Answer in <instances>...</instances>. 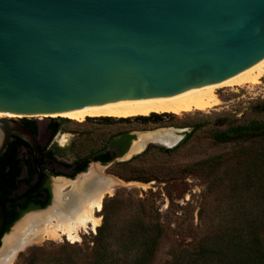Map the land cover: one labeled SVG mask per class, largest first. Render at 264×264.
<instances>
[{
	"label": "water",
	"instance_id": "obj_1",
	"mask_svg": "<svg viewBox=\"0 0 264 264\" xmlns=\"http://www.w3.org/2000/svg\"><path fill=\"white\" fill-rule=\"evenodd\" d=\"M263 61L264 0H0L4 114L171 103L223 87ZM13 137L38 160L35 134L5 118L0 158ZM138 141L129 156L147 146L132 153ZM5 224L0 203V243Z\"/></svg>",
	"mask_w": 264,
	"mask_h": 264
},
{
	"label": "rangeland",
	"instance_id": "obj_2",
	"mask_svg": "<svg viewBox=\"0 0 264 264\" xmlns=\"http://www.w3.org/2000/svg\"><path fill=\"white\" fill-rule=\"evenodd\" d=\"M216 95L221 102L212 110L182 116L174 115V118H166L159 124L120 123L116 122L118 119L104 124L94 121L78 123L50 116L2 117L14 121L32 119L38 123H45L49 119L66 120L68 123L55 137V142L63 149L65 161H71L75 156H85L103 148L112 137L122 132L135 135L132 143L138 136L144 137L159 132H172L173 140L177 141L180 137L179 142L186 133L192 134V137L176 150L166 151L171 149L168 148L171 146L162 143L159 139L161 143H148L139 153L147 150L143 158L131 160L133 156L139 154L129 156L126 151L116 162H125L123 165L114 163L104 168V171L101 169L107 178L116 181L117 186L112 194L104 197L100 211L94 214L100 220L99 226L94 229L92 224L88 225L87 229L80 232L78 242L72 243L63 237L46 238L41 242L33 243L25 250L19 251L12 264H89L93 260L94 253L101 250H105L107 262H112L118 253L116 242L125 237L128 226L136 220L156 219L162 227L161 242L150 264H174L180 253L196 246L217 224V220L214 219L217 201L221 195L226 197L230 194L227 186L213 187L209 190L210 180L205 170L208 167H198L196 164L212 155L224 154L226 149L228 150L226 147L215 145L211 139L212 133L220 129L218 125L222 123V119L229 123H243L264 118L254 115L251 111L256 103L264 99V77L257 85L234 89L222 88L216 91ZM43 136L42 132L40 137ZM89 167L90 165L87 170ZM225 172L224 167L219 170L221 175ZM81 175H77L74 180ZM144 179L155 180L143 182ZM54 183L55 179L51 181V190ZM71 186L70 191L69 189L65 191L68 192L67 198L78 192H73V185ZM62 194L65 198L64 191ZM111 200L113 202H110ZM57 209L59 207L53 208L50 213ZM30 213L23 215L10 227L3 237L4 241L15 233L17 225ZM104 219L109 221L104 232L107 239L104 245L96 246V234ZM53 220L56 222L55 218Z\"/></svg>",
	"mask_w": 264,
	"mask_h": 264
},
{
	"label": "trees",
	"instance_id": "obj_3",
	"mask_svg": "<svg viewBox=\"0 0 264 264\" xmlns=\"http://www.w3.org/2000/svg\"><path fill=\"white\" fill-rule=\"evenodd\" d=\"M251 111L254 115L264 116V99L256 103ZM166 118L172 119L174 115L151 114L148 117L118 119L116 122L159 124ZM49 120L52 122V135L58 132L61 123L67 122L64 119ZM222 120L218 125L220 129L212 133L211 139L215 145L226 147L228 150L226 149L224 154L212 155L198 162L196 166L208 167L205 170L210 180L209 190L227 186L230 194L226 197L221 195L217 201L214 210L217 224L212 232L190 250L180 253L174 264H264V118L243 123ZM86 121L108 124L115 119L97 118ZM20 122L32 129L36 120L21 119ZM191 137V133H186L175 147L166 151L178 149ZM134 139L135 135L122 132L112 137L107 145L121 142L124 144L122 153H125ZM19 142V138L13 137L0 158V199L3 202L8 201L7 195L14 188L13 179L17 164L14 156ZM146 154L147 150L133 156L131 160L143 158ZM124 163L119 162L116 165ZM223 167L226 172L221 175L219 170ZM7 168H10V171L7 172ZM152 180L155 179H144L143 182ZM32 190H36L38 194L39 183ZM48 204L49 200L29 209H43ZM26 210H22L14 220L6 223L4 234ZM108 225L109 221L104 219L96 234V246L104 245L107 239L104 232ZM126 232L125 237L116 242L118 253L112 262H107L105 250H101L94 253L89 264H150L161 242L163 231L160 223L156 219L136 220L130 223Z\"/></svg>",
	"mask_w": 264,
	"mask_h": 264
},
{
	"label": "bare ground",
	"instance_id": "obj_4",
	"mask_svg": "<svg viewBox=\"0 0 264 264\" xmlns=\"http://www.w3.org/2000/svg\"><path fill=\"white\" fill-rule=\"evenodd\" d=\"M263 77L264 61L223 87L171 103H135L73 111L50 115V117H60L83 123L87 119L97 118L127 119L148 117L151 114L182 116L195 112L203 113L212 110L220 104L221 101L216 95L218 89L254 86L257 85ZM4 116L8 118L22 117L0 113V118ZM173 137L174 134L172 132H159L144 137L138 136L139 141L134 143L131 152L137 153L148 143L160 142L159 139H161L162 143L170 146V140L171 142H177L180 139L179 137L176 141L173 140ZM111 180L112 179L103 175L101 168L93 165L87 174L79 177L77 181L72 183L73 192H78L75 195L71 194L68 200L62 197V192L67 186V182L58 180L54 189V206L28 214L23 218L24 220L17 225L15 233L11 237L5 239V241L4 238L2 239L0 247H2L3 244L4 246L0 250V264H12L19 251L25 250L33 243L41 242L46 238L60 239L66 237L68 241L74 243L78 242L80 232L87 229L88 225L92 224V227L96 229L99 226L100 220L96 218L94 214L100 211L104 197L112 194L117 186L116 181L113 182L114 180H112L111 182ZM55 207H59V209L50 213ZM54 218L56 222L53 220ZM47 223L50 225H47Z\"/></svg>",
	"mask_w": 264,
	"mask_h": 264
},
{
	"label": "flooded vegetation",
	"instance_id": "obj_5",
	"mask_svg": "<svg viewBox=\"0 0 264 264\" xmlns=\"http://www.w3.org/2000/svg\"><path fill=\"white\" fill-rule=\"evenodd\" d=\"M66 123L68 122L61 123L58 132L54 135H52L51 132L52 122L50 120L45 123H38L36 121L32 129L22 123L25 128L29 129L36 136L38 160L36 161L31 148L20 139L21 142L18 143L14 156L17 162L13 179L14 188L7 195L8 201L3 202L0 199V203L5 210L6 223L10 222L12 219L14 220L16 215L22 210L39 206L47 200H49V204L46 207L51 204L49 207L52 208L55 200V184L58 180H64L67 182V186L63 190L65 194V198L63 199L68 200L69 198L66 196V193L68 192H65L66 189H69L68 191H70L72 189V183H74L79 177L88 173L90 167L93 165L98 166L93 163H98L102 166L114 164L126 153H122L124 144L118 142L116 145H105L103 148L90 154L85 156H75L71 161H65L63 159V149L57 145L55 137L63 130L62 128ZM42 132L44 133L43 138L40 137ZM89 165L90 167L87 170ZM98 167L104 171L103 167ZM8 171H10V168H7V172ZM80 174L82 175L74 180V178ZM53 179H55V183L53 190H51V181ZM37 183H39L40 188L38 194L36 193V190H32ZM0 193H2L1 190ZM38 210L42 209H29L26 210L23 215ZM20 219L21 217H19L14 224Z\"/></svg>",
	"mask_w": 264,
	"mask_h": 264
}]
</instances>
